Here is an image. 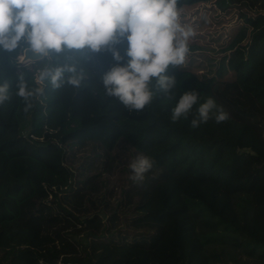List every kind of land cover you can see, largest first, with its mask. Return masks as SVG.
<instances>
[{
    "label": "trees",
    "instance_id": "obj_1",
    "mask_svg": "<svg viewBox=\"0 0 264 264\" xmlns=\"http://www.w3.org/2000/svg\"><path fill=\"white\" fill-rule=\"evenodd\" d=\"M211 1L238 11L226 37L209 33L207 13L192 21ZM178 8L195 35L184 65L165 73L177 80L173 98L153 85L142 111L105 94L102 75L117 63L106 50L62 53L83 68L81 86L49 87L27 111L16 76L25 71L32 86L34 63L0 58L10 93L0 104V264H264V0ZM127 46L118 45L122 56ZM191 90L199 103L173 122ZM209 97L228 119L193 128ZM140 154L153 167L133 181ZM116 171L126 176L120 190L110 184Z\"/></svg>",
    "mask_w": 264,
    "mask_h": 264
},
{
    "label": "clouds",
    "instance_id": "obj_2",
    "mask_svg": "<svg viewBox=\"0 0 264 264\" xmlns=\"http://www.w3.org/2000/svg\"><path fill=\"white\" fill-rule=\"evenodd\" d=\"M179 0H0V58L23 66L34 62L30 86L25 71L16 76L15 95L33 107V99L47 88L59 90L65 84L79 88L84 70L76 63L62 62L65 51L99 53L108 51L117 62L102 75L105 94L117 98L130 110L142 111L152 103L155 85L170 99L177 85L165 73L170 66L184 65L191 26L180 22ZM24 42L22 45L21 42ZM127 42L121 63L118 45ZM31 51L36 59L26 58ZM200 95L196 90L179 96L172 108L173 122L187 118ZM177 96V94H176ZM10 98L9 84L0 83V104ZM215 110V111H214ZM214 118L217 123L228 113L209 97L200 103L191 121L193 128ZM153 167L151 157L140 154L130 164V179L142 181Z\"/></svg>",
    "mask_w": 264,
    "mask_h": 264
},
{
    "label": "rangeland",
    "instance_id": "obj_3",
    "mask_svg": "<svg viewBox=\"0 0 264 264\" xmlns=\"http://www.w3.org/2000/svg\"><path fill=\"white\" fill-rule=\"evenodd\" d=\"M195 9L196 10L198 9L199 13H197L198 15H192V21H194L196 18L201 19L202 15L204 13H207V16L209 18L208 21L213 23L212 28H210L209 30V33H211V35L214 36V38H218L220 34H223L226 37L228 32L232 30L233 28L237 27V25L240 22L238 11L233 10L229 13L226 10H222L214 1H211L205 5H200L199 7H196ZM196 26H198V24H196ZM208 43L210 45H213L214 47H218V43L215 41H212L211 37L209 38ZM208 53L212 54L211 52H208ZM219 56L220 55H218V57ZM123 153L124 154L122 157L125 160H127L128 153H126V151ZM124 176H125L124 174H120L118 173V171H116V174L110 177L111 186H114L116 187L117 190H120L121 189L120 185H127V182H125L124 179L121 180V178H124ZM159 202H160L159 199H154L151 202L150 206L155 205L156 203H159ZM244 258H247V257L244 256Z\"/></svg>",
    "mask_w": 264,
    "mask_h": 264
},
{
    "label": "water",
    "instance_id": "obj_4",
    "mask_svg": "<svg viewBox=\"0 0 264 264\" xmlns=\"http://www.w3.org/2000/svg\"><path fill=\"white\" fill-rule=\"evenodd\" d=\"M26 58H31V59L35 60L37 57H36V54H34L33 52L29 51L27 53ZM28 62H30V61L24 60L23 61V65H26ZM31 63H34V62H31Z\"/></svg>",
    "mask_w": 264,
    "mask_h": 264
},
{
    "label": "bare ground",
    "instance_id": "obj_5",
    "mask_svg": "<svg viewBox=\"0 0 264 264\" xmlns=\"http://www.w3.org/2000/svg\"><path fill=\"white\" fill-rule=\"evenodd\" d=\"M31 62H28L26 65L30 64Z\"/></svg>",
    "mask_w": 264,
    "mask_h": 264
}]
</instances>
